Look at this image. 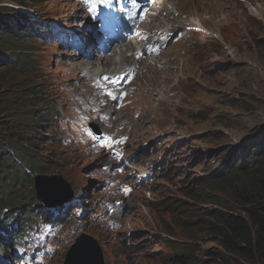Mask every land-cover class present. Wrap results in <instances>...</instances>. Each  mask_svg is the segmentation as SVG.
I'll list each match as a JSON object with an SVG mask.
<instances>
[{
    "label": "rangeland",
    "instance_id": "374dc122",
    "mask_svg": "<svg viewBox=\"0 0 264 264\" xmlns=\"http://www.w3.org/2000/svg\"><path fill=\"white\" fill-rule=\"evenodd\" d=\"M23 1L27 8L8 0H0V7L43 21L41 32L87 28L84 11L73 0H44L41 6H37L40 0ZM142 28L168 29L174 37L160 57L141 64L124 102L132 104L124 110L102 91L101 74L91 76L99 67L103 75L114 74L118 56L108 54L112 61L107 63L98 61L102 54L97 50L85 57L56 39L31 44L37 48L33 54L36 83L42 86L46 104L42 109L56 117L40 130L49 140L39 147L40 153L23 148L36 159L47 156L45 175L63 177L71 185L72 196L60 208L64 216L61 213L55 222L59 224L70 207L77 210L64 224H43L30 234L35 247L51 251L45 264H64L67 251L82 233L99 242L105 264H171L173 255L199 259L203 250L214 247L177 226L167 206L179 207L178 215L188 204L190 220L202 215L201 210L213 209L196 194L199 178L212 168L201 153L220 156L264 125V0H158ZM133 49L126 54L132 60ZM84 51L88 52L86 47ZM26 80V75L0 67L3 112L31 123L41 106L29 99L26 89L35 78ZM141 85H147L142 107L136 99ZM100 103L106 115L98 113ZM69 106L76 109L72 122L66 117ZM159 106L163 108L158 110ZM142 111L143 116L135 118V112L140 117ZM91 123L101 134L116 138V131L126 139L122 153L128 159H116L101 147L104 142L91 144L71 133L78 124L89 133ZM216 158L210 166L218 165ZM78 190L84 197L72 206ZM2 250L0 255H12L11 250Z\"/></svg>",
    "mask_w": 264,
    "mask_h": 264
},
{
    "label": "trees",
    "instance_id": "16d2710c",
    "mask_svg": "<svg viewBox=\"0 0 264 264\" xmlns=\"http://www.w3.org/2000/svg\"><path fill=\"white\" fill-rule=\"evenodd\" d=\"M16 6L28 7L23 0H8ZM37 2V0L35 1ZM44 0L37 2L41 6ZM44 22L15 8L0 7V67L11 73L26 75L29 99L35 98L38 108L28 123L3 112L0 103V247H11L26 228L48 222L50 216L36 196L35 176L48 172L47 156H36L23 146L38 150L48 144L40 134L48 126L51 114L46 106L41 84L36 83L37 51L31 44L46 39L41 32ZM45 31V30H44ZM48 33V32H46ZM50 38V37H49ZM35 55V56H34ZM29 113V112H28ZM40 124H43L42 127ZM35 133L37 135H35ZM210 154V153H209ZM211 155V154H210ZM216 167L210 166L206 176L199 178L197 195L213 209L201 210L202 215L187 219V204L177 215L175 205H168L172 219L196 241L214 245L203 250V257L171 256V264H264V125L232 151L222 152ZM47 174V173H46ZM191 197V196H190ZM201 200V201H202ZM200 201V202H201ZM176 213V214H175ZM71 216V215H70ZM22 220L16 229L13 225ZM20 239V238H18ZM205 257V258H204Z\"/></svg>",
    "mask_w": 264,
    "mask_h": 264
},
{
    "label": "water",
    "instance_id": "95a60500",
    "mask_svg": "<svg viewBox=\"0 0 264 264\" xmlns=\"http://www.w3.org/2000/svg\"><path fill=\"white\" fill-rule=\"evenodd\" d=\"M92 128L97 132L96 127ZM35 187L38 198L51 208L64 204L72 194L70 185L59 176H37ZM65 264H104L103 253L93 238L82 236L69 250Z\"/></svg>",
    "mask_w": 264,
    "mask_h": 264
},
{
    "label": "bare ground",
    "instance_id": "6f19581e",
    "mask_svg": "<svg viewBox=\"0 0 264 264\" xmlns=\"http://www.w3.org/2000/svg\"><path fill=\"white\" fill-rule=\"evenodd\" d=\"M168 13H170L171 11L168 9ZM167 13V14H168ZM87 23H88V25H87V30H88V27H89V24H90V22L89 21H87ZM86 29H84V30H86ZM84 36H86V35H84ZM88 43L90 44V49L88 50V52L87 51H84V52H82V53H79V55H85V56H89V55H91V56H94L95 54V52H96V50H97V52H99L98 51V49H97V46H96V44H94L93 42H91V39L90 38H88ZM129 47V46H128ZM92 50H93V52H92ZM129 50V48H127V46L125 47V49L124 48H119V49H117V50H115L114 52H113V55H116V56H118V60H116L115 61V63H118V64H116V67H115V73L116 74H119V73H121V72H117V69L120 71V70H122L124 67H125V64L127 63V62H131L130 61V59L129 58H127V56H126V53H127V51ZM131 50V49H130ZM161 55V54H160ZM109 55H101V57H100V59L98 60V61H103V62H107V63H110L111 61H112V56H110V57H108ZM103 64V63H102ZM105 65V64H104ZM106 66V65H105ZM99 67V66H98ZM101 70H102V68H101ZM101 70H100V67L99 68H97V69H95L94 71H92L91 72V76H93V75H95V76H98V75H102L103 73H100L101 72ZM147 87V85H141L140 87H139V89H138V91H137V96H136V99L138 98V100H139V102L141 103V107L143 106V105H145L144 103H145V93H144V91H145V88ZM162 95H163V92H162ZM106 99H108V98H106ZM126 101V100H125ZM124 101V102H125ZM159 102V104L160 105H162L163 104V101H162V99L161 100H159L158 101ZM132 103H130V104H126V105H123V110L124 109H127V108H129V106L131 105ZM159 108L160 109H162L163 107H161V106H159L158 107V110H159ZM134 109H136V107H135V104H134V106H133V110ZM143 113H144V111H142L141 112V116L139 117V115H137V112H135V118H141L142 116H143ZM72 117L71 116H69L68 117V120H70ZM127 120V119H126ZM126 120H123L124 122H126ZM126 123H128V122H126ZM81 199V197H80V195L79 194H76L74 197H73V200H74V202L73 203H71L72 204V206L73 205H75L76 204V202H78L79 200ZM70 204V203H69ZM10 264H13V263H11L10 262Z\"/></svg>",
    "mask_w": 264,
    "mask_h": 264
},
{
    "label": "snow or ice",
    "instance_id": "6c2138e0",
    "mask_svg": "<svg viewBox=\"0 0 264 264\" xmlns=\"http://www.w3.org/2000/svg\"><path fill=\"white\" fill-rule=\"evenodd\" d=\"M111 0H99V3L101 4H110ZM133 6H136V0H131ZM91 10L95 11L97 9V3L96 2H91L90 4ZM117 22V18L116 17H112L110 21H108V23H116ZM154 51H158V49H156L155 47H153ZM139 58V57H137ZM126 75V74H125ZM107 79V77L105 78ZM121 79H123V77H121ZM108 96H110L112 99H117L118 97L114 96L111 92L107 93ZM126 95V93H125ZM89 135H92L91 132H89ZM95 138V137H93ZM121 141H109L108 143L101 145V147H109L111 148L113 146L114 143H120ZM125 191H128V189H125Z\"/></svg>",
    "mask_w": 264,
    "mask_h": 264
},
{
    "label": "clouds",
    "instance_id": "9594fccd",
    "mask_svg": "<svg viewBox=\"0 0 264 264\" xmlns=\"http://www.w3.org/2000/svg\"><path fill=\"white\" fill-rule=\"evenodd\" d=\"M148 32H150V31H148ZM153 34V33H152ZM176 35V37H178L179 35H180V33H176L175 34ZM173 37H174V34H172V37H171V39H170V41L168 42V44L166 45V47L171 43V41H172V39H173ZM165 50V49H164ZM164 52V51H163ZM163 52H161L160 54L162 55L163 54ZM158 55V56H156L157 58L158 57H160L161 55ZM156 57H151V58H149L150 60L152 59V58H156ZM153 60V59H152ZM249 137V136H248ZM128 139H130V138H128ZM247 139V138H246ZM245 139V140H246ZM245 140H243V141H241V142H239V144H241L242 142H244ZM236 142V141H235ZM238 143H236V144H234L235 146L231 149V150H223V152H228V151H232L236 146H238L239 145ZM201 155L203 156V159H205L206 161H207V164L208 165H212V163H210V160L211 159H214V158H211L210 157V154L209 155H207L206 154V156H204L202 153H201ZM124 159L125 160H127L128 158L127 157H124ZM216 161L218 162V164H219V162H220V159H218V158H216ZM215 161V163H217ZM204 164H206V163H204ZM216 166H217V164H216ZM207 175V174H206ZM206 175H204V176H206ZM204 176H202V177H204ZM85 236H88L87 234L85 235ZM91 238H93V237H91ZM94 239V238H93ZM95 240V239H94ZM96 242H97V244L99 245V242L97 241V240H95ZM99 247L101 248V250L103 251V249H102V247H101V245H99ZM103 253V252H102ZM67 256V255H66ZM66 256H65V261H66ZM103 260H104V254H103Z\"/></svg>",
    "mask_w": 264,
    "mask_h": 264
}]
</instances>
